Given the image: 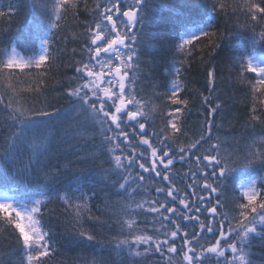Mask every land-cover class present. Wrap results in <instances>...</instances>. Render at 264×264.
<instances>
[{
    "label": "snow or ice",
    "instance_id": "snow-or-ice-1",
    "mask_svg": "<svg viewBox=\"0 0 264 264\" xmlns=\"http://www.w3.org/2000/svg\"><path fill=\"white\" fill-rule=\"evenodd\" d=\"M21 9L24 23L0 33V80L46 77L65 59L72 75L61 107L27 106L11 83L0 88V225L19 253L0 264H41L61 240L95 247L104 228L116 234L102 264H258L264 120L253 106L240 137L217 123L216 67L195 130L181 93L204 39L254 97L264 92V0H16L0 19L11 24ZM234 17L245 23L230 27ZM157 51L172 53L169 82L155 83Z\"/></svg>",
    "mask_w": 264,
    "mask_h": 264
},
{
    "label": "trees",
    "instance_id": "trees-1",
    "mask_svg": "<svg viewBox=\"0 0 264 264\" xmlns=\"http://www.w3.org/2000/svg\"><path fill=\"white\" fill-rule=\"evenodd\" d=\"M168 3L170 0H163ZM16 5V0H0V10H7L9 5ZM18 6V5H17ZM82 19L84 17H81ZM224 18L222 17V20ZM25 12L23 9L19 11L18 15L13 17V23L8 24L3 19H0V33L8 32L10 35L14 34L17 27L24 23ZM245 20L243 17L239 19L233 18L230 27L237 24H243ZM222 27V25H221ZM260 27L256 28L258 33ZM3 37H0L2 39ZM171 52L157 51L155 53V83L161 84L170 81V77L165 73V68L171 63ZM67 59L55 61L48 71L47 76H42V70L37 71L25 70L23 73L16 72L13 74L11 81L0 80V88H6L9 83L20 91V99L27 106L47 102L56 107H61L66 103V97L62 96L61 85L72 72L64 68ZM191 67L186 71V90L181 93L182 99H188L189 110L186 113V124L189 129L195 130L198 122L203 120V116L198 113L205 112L202 107L201 95L207 96V70L210 67L218 69L216 76V89L214 96H219L225 102L224 110L217 114V123H230L231 131L236 137H240L245 132V126L250 123V116L252 115V108L257 109L256 115L264 120V92L257 93L255 97L252 95V90L247 81L241 83L237 79V74L233 70L231 61L228 58L227 52H220L218 55L212 50L209 45V40L204 39L197 43L192 53V58L189 61ZM247 80L255 82L254 74H249ZM31 89V91H28ZM157 92L165 91L164 88H156ZM157 104L161 103L156 101ZM223 118V119H222ZM256 123V131L259 132L264 128V124ZM190 135L193 133L190 132ZM225 135L227 132L224 133ZM179 168L180 166L177 165ZM231 196V193H226ZM97 204L100 202L97 201ZM58 207V206H55ZM59 210V209H58ZM95 212V209H93ZM99 214V213H97ZM91 223H85V227H91ZM98 230L99 226H97ZM63 235V228L58 229ZM101 231L98 236V241L103 243H96L95 247L92 245H76L65 244L63 240L55 245V250L49 257L43 258L41 264H102V258H109L108 251H102L106 246L109 236H113L115 232H109L107 228ZM252 251L255 255L252 257L257 260L258 264H264V245H261L258 240L253 241ZM16 252L17 255L12 259L18 258L19 253L14 242V237L9 233L4 225H0V255L8 259V254ZM151 264V258L147 262Z\"/></svg>",
    "mask_w": 264,
    "mask_h": 264
},
{
    "label": "rangeland",
    "instance_id": "rangeland-1",
    "mask_svg": "<svg viewBox=\"0 0 264 264\" xmlns=\"http://www.w3.org/2000/svg\"><path fill=\"white\" fill-rule=\"evenodd\" d=\"M171 79V78H170Z\"/></svg>",
    "mask_w": 264,
    "mask_h": 264
}]
</instances>
